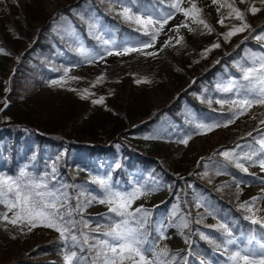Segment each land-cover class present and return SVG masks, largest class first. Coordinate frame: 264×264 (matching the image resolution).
Here are the masks:
<instances>
[{"label":"trees","instance_id":"1","mask_svg":"<svg viewBox=\"0 0 264 264\" xmlns=\"http://www.w3.org/2000/svg\"><path fill=\"white\" fill-rule=\"evenodd\" d=\"M73 1H75L73 4L78 5L80 2L86 0ZM249 1L252 3L259 2V0H248L247 2ZM90 2L98 3L107 9L104 21L115 31L118 38H121L125 34L141 32L136 30L137 25L126 22L121 16L117 15L119 11H116L111 6L112 4H107L103 0H90ZM209 2L212 9H215L217 12V5H213L212 0ZM147 3L148 0L143 2L144 5ZM131 6L133 12H140L139 7L135 5L134 2L131 3ZM256 7L260 8L261 11L256 15L251 14L246 18L251 25V29L254 30L251 32H245L247 39L234 41L230 46L224 48L223 41L218 38L217 43L220 44V47L212 49L207 57L198 56L195 61L196 66H191L188 69V73L191 74L192 77L199 78H197L194 89L180 93L171 104L158 111L151 112L146 105L143 104L144 101L142 100H145L144 95L149 89L161 86V73L163 71H168L169 68L171 69L170 62L172 57H177L185 51L194 49L195 45H197L201 39L205 40L210 37V35L199 37V35H197L198 30L200 28V30H202L203 28L202 26L193 24L191 19H189L187 23L195 29V31L189 32L188 29L185 28V37L182 46L159 50L157 56L160 61L157 59L156 61H150V55L146 54L150 52L145 49L143 50V53L145 54L138 52L136 56L129 58V60L121 67L119 66V68L117 67L116 62H114V69L109 66L103 77L105 83L103 80L96 83L98 78L96 74H85L86 72L83 71V69H75V71L68 74L65 83L60 89V95L69 98L71 101L75 99V101H82L84 103V106L73 116L74 124L72 129L81 130L82 133L91 138L92 143L72 141L68 133L65 131L57 133L61 130L60 128H52L45 123L34 125L30 122H2L0 124V167L2 166L0 168V175H11V177L15 178L18 176L20 170L23 169L21 168V165L31 163L33 159L39 167L26 168V170L32 174L43 175L44 171H48L49 167H55V174L62 177L64 184L77 186L66 189V191H68L73 197L70 202L73 206L76 203V196L80 188H85L88 192L94 194L93 191L96 190L97 184L92 183V181L94 178H98L97 174L101 172L100 168L103 167L105 168V172H109L111 176L110 178L115 182L116 186L123 191L131 189L133 181L141 180L146 175L159 178L170 184L168 192L169 198H171L172 194H176L178 208L185 213L187 219L190 221L189 228L183 230V246L185 254L182 257H187V264H193V260L197 258H208V252L215 249V247L208 241L201 239L200 232L195 236L194 233L197 232L198 228H201L203 233L214 237H219L220 235V232L216 230V226L220 223L226 224L233 234L235 232L244 234L248 230L245 216L249 215V213H246L239 208V205L244 201H242V199L239 198V194H237V182H240L239 192H241V180H244L242 177L244 172L239 168H236L234 164L226 161L227 174L224 175V180L220 183L216 182L215 178L206 179L204 175H197L196 177H190L189 179L178 178L175 175L176 168L173 155H167L166 158L162 160H156L154 158L153 153L155 146H165V139H154L156 141L152 143L153 145H146L147 143H144L139 137L152 132L160 122H167L170 127H173L174 122L182 124L184 122L183 119L186 117L187 120H190V115H188V109L190 106L194 107L195 110L198 109L197 111L202 110L214 113V111L205 105L197 95L201 94L202 90L206 87L213 88L224 69L226 67L232 69L234 62L241 58L243 54L249 50L248 48H258L257 43H255L256 39H254V35L259 34L264 30V6L258 5ZM221 12L226 14L228 9H221ZM202 15L208 22L207 17L204 16V14ZM55 16L56 15H49L45 17L43 20V29L41 30V33L43 34L40 39L28 44V46L32 48V52L25 51L21 56L18 65L13 67V74L10 76L9 84L10 88L14 91H17L18 89L21 90L26 81L34 77L36 69L32 67V65H34L33 62L38 63L42 58H47V56H50L52 53L50 47L52 48L54 45L48 37L50 35L49 27L51 23L58 19V17ZM89 24L90 22L87 19H80L79 26L82 30H85ZM225 24L230 26L231 23L229 20H225ZM234 24L238 25L239 21H236ZM221 28L222 29L219 30V33L221 30L224 31V29H228V27ZM92 38H96V35L93 34ZM28 53L27 60L26 54ZM0 58H4V54H0ZM29 62L32 63V65ZM141 64H145V68L142 70L140 69ZM136 67L138 69L135 70ZM144 79L150 82L148 84L137 83L138 80ZM36 83H38V81H36ZM9 89L8 95H11ZM110 91L111 93H109ZM6 93L7 92L1 91L0 97H5ZM134 95L136 97H134ZM137 95L140 96V100ZM81 96H84L85 98L82 99ZM101 97H103L102 103H92L93 100H99ZM136 99L137 101H135ZM138 101H140V106L135 104L138 103ZM131 103L134 104L132 105ZM128 105L131 106L128 107ZM259 110L261 109H258V111ZM256 111L257 110L252 111L255 112V114L251 112L252 114L249 113L247 115L248 122L246 123L247 128L245 132L237 135L236 139H233L232 141L229 140L230 144L233 145L242 140H248L256 133L263 130L264 127L260 128L263 123L258 120L262 115L257 114ZM261 111L264 112V110ZM261 111L259 112L262 113ZM263 118L261 120H264ZM249 133H251V135H249ZM64 140L66 141L64 142ZM140 143L145 144L141 147L142 150L138 146ZM12 151L15 154H13ZM61 152H64L65 155L61 154ZM63 159L64 162L61 161ZM240 163H243L245 167L252 165L250 161H247L246 163L242 160ZM42 166L43 169L41 168ZM75 168L77 169V172H74ZM83 168H85L84 171L82 170ZM199 168H202L201 164L199 165ZM10 169H12V171ZM191 170L192 172H195L199 169L194 167ZM246 178H250V176ZM188 180H191L204 194H207L204 196L206 199L208 198V200H211V207L215 210V216L206 214V217L203 218L204 223H196V219L198 218L196 213L203 208L196 206V194L191 189ZM224 185H227V187H223ZM221 187L223 190L218 191L217 189ZM169 198L168 202L170 200ZM81 199H83V197ZM263 199L264 197H261L258 201L256 205L257 208L261 207ZM168 202L166 200L159 206L153 207L150 211L151 215L149 216L148 224L150 239L155 237L153 224L158 216H162L167 212ZM5 210L6 207L3 204H0V213H5ZM9 217L11 218V216ZM74 218L79 220L80 216L77 215L74 216ZM88 218L90 219V228L84 229L85 232H90L91 229L94 228V224L98 225V222L93 223L91 217ZM107 222L109 221L107 220ZM1 223L3 224L1 237L11 236L14 237V239H20V236H26V234H29V226L26 223L18 222L17 225L9 224L6 221H2ZM173 228L179 231L177 227L173 226ZM101 230H103V228ZM92 234L95 235V233ZM185 237L189 238L191 242L190 245L185 243ZM1 241H4L3 243H5L7 240L1 239ZM159 245L161 247L167 245L172 252H175L169 246L167 240H163ZM190 246L192 254L188 255V249ZM62 247L63 245L61 244L59 234L57 233L53 240L49 241L47 244L41 246L38 245L36 249L30 251L31 253L29 252L27 255H24L22 258L23 260L18 258L7 263L63 264L61 254ZM51 255L57 256L58 261L53 262L48 260Z\"/></svg>","mask_w":264,"mask_h":264},{"label":"rangeland","instance_id":"2","mask_svg":"<svg viewBox=\"0 0 264 264\" xmlns=\"http://www.w3.org/2000/svg\"><path fill=\"white\" fill-rule=\"evenodd\" d=\"M209 1L210 0H184L182 3L181 6L183 8L190 7L191 2L195 3L198 8L202 9V14L207 17L208 23L212 26L214 31L209 34L206 30H200V28L197 33L199 37L208 35H210V37L205 40L201 39V41L195 45L194 49L185 51L177 57L171 58V69L169 68L168 71H163L161 73V86L149 89L144 95L145 100L143 104H145L150 111L154 112L160 110L161 108L171 104L180 93L185 91L187 92V90H192L194 88L196 81L192 78V75L188 73V69L191 66H196L195 61L197 57L202 56L201 53L204 52L205 49L211 47L214 43H217L218 38L223 41L224 48L230 46V44L234 43V41H241L245 39L246 31L233 36L229 42L224 41L221 34L228 31V29H224V31L221 30L219 33V30L222 29L217 22L219 20V15L215 9H212ZM247 1L248 0H245L244 3H241L240 0H235V4L241 10L246 11L249 3H252L251 1ZM74 2L75 1L73 0H16L15 3L13 0H2V2H0V47L9 53L8 55H4V58H0V92H7L5 97H0V105L1 109H3V111H0V124L7 121H15L19 123L30 122L34 125H41L45 123L52 128H60L61 130L57 133H61L62 131L68 133L72 141L92 143L91 138L82 133L81 130L72 129L74 124L73 116L81 109V107L84 106V103L82 101H75V99L71 101L69 98L60 95V89L68 77V74L67 77H64L65 70L71 73L75 67L83 66V71L86 72L85 74L93 73L96 74L98 78L104 77L105 71H107L109 66L114 69V62H116V65L119 68V66L121 67L129 60V58L136 56L139 52L133 51L127 55H116L115 52L119 50L121 46H139L142 42L147 41L149 37L144 36L143 34H126L122 38H118L115 35L114 30L103 23L102 18L103 15L106 14L105 7H101L100 5L98 6L96 3H91L90 5H84V3H81L76 10L81 15L87 16V19H89L91 23H97V28L94 33L101 35L103 39H107L111 42L113 54L107 55V53L104 52L102 40L96 39L91 43L88 42L85 33L72 21L70 17L67 16V14L72 11L69 7ZM107 2H111V0H107ZM175 2L176 0H157L149 3L143 10H141V12L145 10L150 11L154 15H163L169 12L175 13V18L170 20L169 23L165 25L154 46L147 48L150 53H156L155 55H150V61H156V59L159 60L157 53L161 49L182 46L183 42L181 44H176V39L181 36L184 39L185 28H180L178 33L170 31V29L174 26L184 22L185 20L182 13L176 12V10L171 7V5ZM19 3H21V5H19ZM124 3L129 6L127 0H124ZM113 4L117 7L116 9H119L118 11H121V5L119 3ZM49 5L54 6V9L49 8ZM258 5H260L259 2L255 3V6ZM101 10H103V12H101ZM53 13H57L56 15L65 18L64 22H60L52 28V32L62 34L64 37L63 42L55 46L54 52L49 56V58H42V60L38 62V67L35 62H33L34 65L29 62L32 67L36 69L34 77L28 79L22 86L21 90L18 89L17 91H14L10 88L9 84L10 76L13 74L12 69L18 65V62H20L19 58H21L25 51L31 52L32 48L29 47L28 44L36 42L40 39L43 34L41 33V30L43 29V20L45 17L52 15ZM249 15H251V13H247L246 18H248ZM236 21L237 20L235 19H230V25L234 24ZM156 27H158V25ZM86 33L89 35L90 33H93V31L89 30ZM170 37L173 38L171 45L163 47L164 41L168 40ZM81 44L83 45L84 51L89 55L81 54ZM262 45H264V40L259 42L261 50L256 51L255 53H264V47H262ZM210 52L207 53V56ZM99 53H104L103 59H99L98 57L97 59L91 58L93 55H97ZM252 53L254 52H246L243 59L237 62L236 73L234 76L223 79L220 85L216 87L214 91H210V94L206 96V104L212 106L220 114L213 116L209 120H203L202 117L191 108L189 109V112L192 115L191 121L184 120L185 124H174L173 127H170L167 122H160L151 133L139 137V139L143 140L144 143H147L146 145H151L155 138H160L166 134V145L163 147L155 146L153 155L157 160H162L166 158L167 155H173L176 177L189 179L190 177L194 178L197 175H203L206 170L205 166L207 165L208 175H204V177L206 179L215 178V181L220 183L224 180V177L223 174L217 175L216 170L222 165L227 166L225 158L220 155V153L231 151L238 155H243L244 153H250L253 149L259 148V145L256 144V140L264 137V131L257 134L255 137H252V139L237 142L233 146L230 144L229 140L232 141L233 139H236L237 135L245 132L247 128L246 123L248 122V116L245 117L244 114L238 118L234 117V109L230 103H216L217 100L230 101L237 98L234 94L235 89L232 91H224L223 89L232 81L241 83L242 80L239 66L248 64ZM28 55L29 53L26 54L27 60ZM144 68L145 64H141L140 69L142 70ZM136 69L138 68L136 67L135 70ZM57 75H59L60 78H54ZM102 80L105 83L104 78ZM36 81H38L39 84L36 83ZM53 81H59L60 83L53 84ZM8 89L11 95H8ZM158 99L159 101H157ZM5 100L7 101V107H5L3 103ZM135 104L137 106L141 105L140 101ZM259 106L260 105H255L248 111ZM258 109L260 108L252 111L257 110L256 113L262 115L261 118H258V120L262 121L261 119L264 117V112L259 110L262 112L260 113ZM252 113L255 114V112ZM229 119H232L234 122L228 124L227 127H217L215 130L207 132V134H200V130L196 127L198 123H217L223 125L227 123ZM189 137H191V139H189L187 146L180 143L181 140L188 139ZM144 143L138 144L140 149L143 145H145ZM255 158L257 160L259 159V157ZM200 164L202 168H199ZM194 167L199 170L192 172L191 169ZM82 170L84 171V168ZM104 171L105 168H101L102 176L99 175L98 179L110 178L109 174H105ZM74 172H77L76 168L74 169ZM44 173H49V177H51L52 169L44 171ZM253 173L257 175V178L253 180L251 179V181L258 183L259 185H251V181L247 182L241 192H239V198L242 199V201H248L252 197H260L264 195V184L261 183V179H264V171L260 169L258 163L254 166L248 167L247 174ZM188 181L191 189L195 191L197 201L199 199H203L205 204H207L206 198L201 194V190L195 186L191 180ZM54 183L56 187L64 185L62 177L58 175H56V181ZM110 185L114 191H119L121 193H129L136 188L149 191V194L136 199L130 210H135L138 207H143L145 210H149L151 206L158 205L159 203L168 200L167 198L169 196L168 191L170 184L156 177L146 176L145 179L134 181L132 189L129 191H121L118 189L111 178ZM97 187L98 189L93 191L94 194H102L98 185ZM169 199L168 212L165 216L158 220L157 228L161 225V223L163 224L166 229L165 234L168 236L169 244L172 246L174 251H179L182 256L184 254L183 244L181 243L183 236L180 234V231L169 228L168 223L170 220L180 223L182 218H187L184 212H182L177 206V196L172 194ZM200 207L203 209L197 212L196 215L198 217L202 216L205 218L207 213L206 208L203 205ZM14 211L15 209L13 212ZM5 212H7L8 216L13 215V212H9L7 208ZM105 216H113V214L108 212L107 205L100 204L98 202H94L83 213V218L89 221L90 219L88 217H91L93 223H96L98 220L102 221L101 218ZM113 218L119 219L118 217ZM256 218L264 219V201L262 206L259 208V211L256 212ZM0 221H4L2 217L0 218ZM246 221L249 226L248 231L244 234L234 235L235 237L246 238L254 235L257 239H260L264 236V228H261L259 224H252L248 219ZM1 222L0 234L2 233L3 226ZM97 226V224H94V228ZM199 231L202 230L199 228ZM56 235V231L46 227L33 228L29 231V234H26V236H20V239H14L11 236L1 237L0 235V239L7 240L5 243L0 241V264H4V262L7 263L15 260V258L18 259L27 255L31 250L35 249L37 245L47 244L49 241L53 240ZM222 252L223 249H216L213 252H208V258H199L197 259L196 264H201V261H203L204 264H225L227 253H223L222 255ZM51 257H49L51 261H58L55 256Z\"/></svg>","mask_w":264,"mask_h":264},{"label":"snow or ice","instance_id":"3","mask_svg":"<svg viewBox=\"0 0 264 264\" xmlns=\"http://www.w3.org/2000/svg\"><path fill=\"white\" fill-rule=\"evenodd\" d=\"M2 2V0H0ZM15 3L16 0H13ZM113 3L121 5V11L117 15L121 16L126 22L137 25V31H141L144 36L149 37L147 41L142 42L139 46H121L115 52L116 55H127L133 51H139L142 54L143 49L154 46L161 31H163L166 24L175 18V13L169 12L163 15H154L150 11L133 12L131 7L124 3V0H111ZM184 0H176L171 5L176 12L182 13L184 22L174 26L170 31L179 32L180 28H187L189 32L195 31L187 21L191 19L193 24L202 26L211 34L214 29L203 18V10L198 8L195 3L190 2V7L183 8L181 5ZM244 3L245 0H240ZM260 5L264 6V0H259ZM213 5H217V13L219 20L217 21L221 27H228V31L222 33L225 42H229L233 36L244 33L245 31H254L246 19V14L251 13L256 15L260 8L256 7L254 3H249L247 10H241L235 4V0H212ZM227 8L226 14L221 12V9ZM235 19L239 24L226 25L225 20ZM158 25V27H156ZM97 23L89 24V29L95 32ZM97 39L102 40L104 52L107 55H112V44L109 40L103 39L101 35L96 36ZM173 38L165 40L163 47L171 45ZM247 39V37H245ZM254 39L264 40V30L260 34H256ZM183 37L176 39V44H181ZM219 43H214L211 47L201 53L206 57L207 53L214 48H219ZM264 47V45H262ZM0 54L8 55L3 48H0ZM81 54L89 55L84 51L81 44ZM148 55H155L156 53H146ZM103 59L104 53L93 55L92 59ZM241 72V80L244 83L230 82L225 87L224 91H232L235 89L236 99L230 101L217 100L216 103L224 104L230 103L233 106V116L239 117L246 114V112L255 105L264 106V53H252L250 62L248 64L239 66ZM65 77H67V70H65ZM103 77H99L96 83H99ZM150 81L138 80L137 83H148ZM53 84L60 83L53 81ZM7 91V89H6ZM81 98H85L81 96ZM103 102V97L99 100H93V104H100ZM211 102V101H209ZM4 106L7 107L5 100ZM3 109H0L2 111ZM229 119L227 123L220 125L217 123H198L197 129L200 134H207V132L215 130V128L233 123ZM264 123V120L261 121ZM251 135V133H249ZM189 139L181 140L187 146ZM259 145L258 149H253L250 153L238 155L235 152L225 151L220 153L226 161L234 164L236 168L248 173V168L245 167L240 160L250 161L252 164H259V167L264 171V137L256 140ZM239 147V146H238ZM259 157V159H254ZM21 169L18 176H4L0 175V204H3L9 212H13L11 218L7 212L0 213V217L9 224L17 225L18 222L26 223L29 226V231L36 227H46L56 231L59 234V239L63 247L61 248L63 264H187V257H182L180 252H172L167 245L161 247L159 241L168 239L163 224L157 228V235L153 238L147 231V218L151 212L145 210L143 207H138L135 210H130L132 204L136 199L143 195L149 194V191L136 188L129 193H121L114 191L110 185V178H94L92 183H95L101 189L102 194H92L85 188H80L76 203L73 206L70 202L73 197L66 189L77 186L64 184L56 187L55 167H53L52 175L49 177L48 173L43 175H35L26 170ZM203 175L207 176V165ZM216 174H226V166L222 165L216 170ZM239 183L237 182V194H239ZM264 184V179H261ZM223 187H227L224 185ZM222 191L223 188H218ZM83 197V199H81ZM261 197H252L239 205V208L249 213L245 219L250 220L252 224H259L264 228V219L256 218V212L259 208L256 207ZM94 202L108 206V212L113 216H105L104 219L109 223L105 225L98 224L90 232H85L84 229L90 228V222L83 218L84 211L90 207ZM205 206L209 215L213 213L210 206L205 204L203 199H199L196 203L197 207ZM80 216L77 220L74 216ZM67 217V219H66ZM118 217L119 219H114ZM203 222V217L196 219L197 224ZM177 227L180 234L183 235V229L189 228V221L182 218L180 223H173L170 220L169 227ZM103 228V230H101ZM216 230L221 233L220 237H214L203 232H200V238L208 241L216 249H223L221 253H227L225 264H264V236L257 239L254 235L246 238L235 237L229 227L220 223L216 226ZM92 233H95L93 235ZM14 238V237H13ZM185 243L191 244L188 237H185ZM192 254L191 246L188 249V255ZM201 264H204L201 261Z\"/></svg>","mask_w":264,"mask_h":264},{"label":"bare ground","instance_id":"4","mask_svg":"<svg viewBox=\"0 0 264 264\" xmlns=\"http://www.w3.org/2000/svg\"><path fill=\"white\" fill-rule=\"evenodd\" d=\"M105 3H106V2H105ZM19 5H21V3H19ZM48 7L51 8V9H54V6H50V5H49ZM58 13H59V12H58ZM53 14H56V13H53ZM55 17H56V16H55ZM50 22H51V21H50ZM5 42H6V41H5ZM245 46H246V45H245ZM250 46H251V45H250ZM242 47H244V46H242ZM41 48H42V47H41ZM43 48H44V46H43ZM248 49H249V48H248ZM252 49H253V48H252ZM42 50H43V49H42ZM31 52H32V51H31ZM39 54H40V53H39ZM32 58H33V57H32ZM39 58H40V57H39ZM19 59H20V58H19ZM18 63H19V62H18ZM148 83H149V82H148ZM148 83H146V84H148ZM112 88H113V86H112ZM114 88H115V87H114ZM113 90H114V89H113ZM109 93H111V91H110ZM112 93H113V92H112ZM133 94H134V93H133ZM138 94H139V93H138ZM129 96H130V95H129ZM132 96H133V95H132ZM137 96H139V95H137ZM134 97H136V96L134 95ZM139 100H140V96H139ZM121 101H122V100H121ZM135 101H137V99H136ZM142 101H144V100H142ZM157 101H159V99H158ZM128 102H129V101H128ZM132 102H133V101H132ZM126 104H127V103H126ZM126 104H125V105H126ZM131 104L133 105L134 103H131ZM200 105H202V104H200ZM200 105H199V106H200ZM119 106H120V105H119ZM126 106H127V105H126ZM130 106H131V105H130ZM130 106L128 105V107H130ZM116 108H117V107H116ZM121 108H122V107H121ZM121 108H120V109H121ZM123 108H124V107H123ZM118 109H119V108H118ZM126 109H127V108H126ZM197 110H198V109H197ZM122 111H123V110H122ZM124 111H125V110H124ZM151 112H152V111H151ZM85 113H86V112H85ZM85 113H84V114H85ZM148 113H149V112H148ZM160 113H161V112H160ZM152 117H153V116H152ZM124 136H125V135H124ZM49 137H51V136H49ZM125 138H126V137H125ZM62 139H63V138H62ZM121 139H122V137H121ZM123 140H124V139H123ZM14 141H15V140H14ZM18 141H19V140H18ZM65 141H66V140H64V142H65ZM15 144H16V143H15ZM19 144H20V143H19ZM32 144H33V143H32ZM33 145H34V144H33ZM41 145H42V144H41ZM41 145H40V146H41ZM14 146H15V145H14ZM23 146H24V145H23ZM38 147H39V146H38ZM41 148H42V146H41ZM43 148H44V147H43ZM13 149H14V148H13ZM14 150H15V149H14ZM27 150H28V149H27ZM27 150H26V151H27ZM36 151H37V150H36ZM36 151H35V152H36ZM23 152H24V150H23ZM35 152H34V153H35ZM43 152H44V151H43ZM65 152H66V151H65ZM0 153H1V152H0ZM12 153H13V151H12ZM12 153H11V154H12ZM27 153H28V152H27ZM31 153H32V152H31ZM36 153H37V152H36ZM67 153H68V152H67ZM13 154H15V153H13ZM24 154H26V153H24ZM61 154L65 155L64 152H63V153L61 152ZM30 155H31V154H30ZM37 155H39V154H37ZM66 155H67V154H66ZM0 156H1V154H0ZM58 156H60V155H58ZM78 156H79V155H78ZM3 157H4V156H3ZM8 157H9V156H8ZM8 157H7V158H8ZM11 157H12V156H11ZM17 157H18V156H17ZM28 157H29V156H28ZM14 158H15V157H14ZM25 158H26V157H25ZM31 158H32V157H31ZM62 158H63V156H62ZM2 159H3V158H2ZM2 159H1V160H2ZM9 159H10V158H9ZM79 159H80V158H79ZM65 160H66V159H65ZM11 161H12V160H11ZM61 161L64 162V159L61 160ZM14 162H15V161H14ZM16 162H17V161H16ZM56 162H57V161H56ZM65 162H66V161H65ZM42 163H43V162H42ZM44 163H45V162H44ZM48 163H49V162H48ZM80 163H81V162H80ZM4 164H5V163H4ZM72 164H73V163H72ZM10 165H11V163H10ZM67 165H68V164H67ZM4 166H5V165H4ZM1 167H2V166H1ZM1 167H0V168H1ZM11 167H12V166H11ZM11 167H10V168H11ZM41 168H42V167H41ZM84 169H85V168H84ZM7 170H8V169H7ZM10 170L12 171V169H10ZM9 172H10V171H9ZM14 172H15V170H14ZM12 173H13V172H12ZM12 173H11V174H12ZM1 174H2V173H1ZM48 174H49V173H48ZM10 176H11V175H10ZM108 223H109V222H107V220L98 221V224H103V225H105V224H108ZM1 234H2V233H1ZM1 234H0V235H1ZM0 238H1V237H0ZM0 241H1V239H0ZM2 242H4V241H2ZM0 243H1V242H0ZM51 243H52V242H51ZM37 246H38V245H37ZM40 246H41V245H40ZM52 247H53V246H52ZM3 248H4V247H3ZM36 248H37V247H36ZM36 248H35V249H36ZM47 248H48V247H47ZM1 249H2V248H1ZM6 249H7V248H6ZM44 249H45V248H44ZM3 250H5V249H3ZM41 250H42V249H41ZM41 250H40V251H41ZM46 251H47V250H46ZM48 251H49V249H48ZM5 253H6V252H5ZM30 253H31V252H30ZM40 254H41V253H40ZM40 254H39V255H40ZM51 254H52V253H51ZM36 255H37V254H36ZM41 255H42V254H41ZM14 256H15V255H14ZM31 256H32V255H31ZM42 256H43V255H42ZM45 256H46V254H45ZM25 257H27V256H25ZM33 257H34V256H33ZM39 257H40V256H39ZM43 257H44V256H43ZM12 258H13V257H12ZM22 258H23V257H21V259H22ZM28 258H29V257H28ZM51 258H52V257H51ZM10 259H11V258H10ZM15 259H16V258H15ZM21 259H20V260H21ZM4 260H5V259H4ZM22 260H23V259H22ZM46 260H47V259H46ZM49 260H50V259H49ZM27 261H28V260H27ZM13 262H14V261H13ZM4 263H5V262H4ZM2 264H3V263H2ZM7 264H8V263H7ZM10 264H12V263H10Z\"/></svg>","mask_w":264,"mask_h":264}]
</instances>
